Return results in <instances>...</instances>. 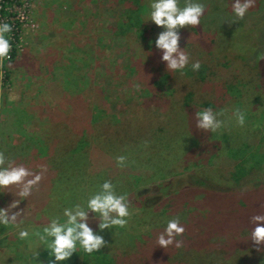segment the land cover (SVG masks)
<instances>
[{
    "label": "rangeland",
    "instance_id": "obj_1",
    "mask_svg": "<svg viewBox=\"0 0 264 264\" xmlns=\"http://www.w3.org/2000/svg\"><path fill=\"white\" fill-rule=\"evenodd\" d=\"M0 5H4L0 20L14 24L12 49L18 62L10 68L6 82L1 77L9 61L0 65V148L32 171L43 166L47 177L13 209L21 210L19 218L26 225L45 224L47 216L77 202L103 179L110 178L118 191L128 193L131 212L125 228L103 233L109 245L99 253L101 257L105 253L108 260L112 258V264H136L129 258L147 249L155 253L159 264H264V247L254 244L246 251L242 249L237 258L226 256V261L220 263L219 253L207 251L223 242L231 245L237 238L234 230L238 222L226 226L225 233L217 231L212 220L205 223L212 238L209 245L204 242L203 251L187 250V244L164 249L156 243L168 218L178 215L183 224L190 225L200 222L197 216L206 218L209 210L224 214L220 204H226L227 197L235 194L229 183L239 189L243 182L235 183L228 173L236 171V163L243 161L246 167L258 154L264 156V80L249 79L248 61L241 60L250 52V46L261 52L264 43L260 46L246 41L202 54L197 48L189 49V57L208 65L231 61L235 68L241 66L238 81L232 84L234 91H227L226 99L220 95L213 102L221 103L218 110H223L220 118L226 126L216 133L206 132L207 141L196 139L204 151L193 157L189 152L193 134L180 119L175 120L180 108L175 95L185 82L179 72H167L162 67L165 77L160 76L161 98L134 105L141 102L139 95L146 84L135 68H129L132 45L124 34L115 32L116 19L127 14L117 1L0 0ZM69 59L74 61L73 68L60 69L68 65ZM134 84L138 89L133 88ZM73 106L79 107L71 114L74 117L64 118ZM233 107L245 112L243 127L231 118ZM108 124L119 133L113 137L105 133ZM79 135L86 140H79ZM44 138L49 141L47 146ZM170 144L178 146L168 154L165 147ZM94 145L100 152L91 154ZM156 147L158 156H153ZM117 155L127 157V167L116 166ZM227 155L230 159L224 158ZM260 165L264 169V162ZM11 191L13 194L0 193V207L17 199L16 189ZM237 243H241L240 238ZM27 247L15 239L13 229L0 226V258L4 264H27ZM39 251V259L47 264L46 253ZM74 258L64 264H83Z\"/></svg>",
    "mask_w": 264,
    "mask_h": 264
},
{
    "label": "trees",
    "instance_id": "obj_2",
    "mask_svg": "<svg viewBox=\"0 0 264 264\" xmlns=\"http://www.w3.org/2000/svg\"><path fill=\"white\" fill-rule=\"evenodd\" d=\"M115 1L122 5V7L125 8L124 10L127 11V14L119 15V18L116 19L114 27L116 30L115 32L124 34L126 38L125 40L129 43V45H132L133 58L131 57L132 60L130 61L131 65L129 64V68H131L133 71L135 68L136 74L139 77H142V79H144V83L146 84L145 88L141 90L139 95L141 102L134 105H144L154 101L155 98L157 100L161 98V87L159 84L162 81L160 76L165 77L164 72L163 75L161 74L162 67H164V65L159 60V53L148 43L150 39L155 38V34L161 29H157L151 23L143 24L144 17L146 16L147 12L148 0ZM202 2L206 5L207 14L201 18V25L180 30L181 39L179 43L182 48L185 47L184 50L188 54L190 48H197L201 51V54L202 52L212 53L215 50H222L226 46L236 47V45L239 43H245L246 41L249 43L258 42L260 46L263 45L264 0H255L254 6L249 9L244 19L232 23H229L228 21L223 22V20L230 13L231 0H202ZM3 10L4 9L1 7V12H3ZM5 21L10 23V21L6 19ZM250 47V52L247 55L241 57V60L246 59L248 61L249 66H246V70L250 72L249 79L255 77L258 80H264V60H259L256 62V55L260 52V50L256 49L255 51L254 47ZM262 51H264V48ZM15 56L16 51L12 49L10 52L11 59L7 64L6 69L4 68L3 75L1 77L4 82H6L9 75L11 74L13 66H16L14 65L17 62ZM69 60L70 61L68 65L60 69L65 71L73 68L74 61L72 59ZM196 60L197 59L190 57L189 65ZM222 62L223 63L218 62L208 65L207 63L200 61L201 67L198 71H193L190 66H186L183 74H181L185 82H183L181 86L180 93L175 95V98L178 97L177 101L178 105H180L178 112H176L175 120L180 119L186 125V130L189 128L193 134V138L189 140L192 142L189 152L190 156L193 157L199 156L201 151H204L203 149L199 148L200 144L202 146V143H198L196 139L202 142L207 141V139L204 137L206 132L197 130L195 128L194 113L206 107H211L215 111H219L218 109L221 108V103H219V105H213L215 104L213 102H215L216 99L220 97V95L223 100L226 99L227 91L229 93L231 92V89L234 91V86H232V84L238 81L237 77L240 75L239 72L241 71V66L239 67L240 69H238L232 66L231 61ZM164 70L166 71L165 68ZM230 73L234 74L231 76L229 75ZM65 75L68 76V73ZM172 93L175 94L174 89H172ZM78 109V106H73L70 111L65 112L64 118H68V116L74 117L71 114L78 111ZM92 120L93 122L96 121L94 117ZM61 123H63V121ZM82 123L85 122L82 121ZM164 123L169 124L168 121H165ZM108 127L109 128H106L105 133L111 137L114 136L113 134L119 133V130L114 129V126L112 127L110 124H108ZM184 130L185 128L181 129L179 134H183ZM76 133L78 135L80 132L78 131ZM83 136L84 135H79V140L84 142L86 139ZM46 138L44 139L45 142H48L46 144L47 146L49 141ZM176 146H178V144H175V146L170 144L165 147V150L169 154L174 152L175 148H177ZM96 148L99 147L97 145L92 147L91 154L93 151L94 153L100 152ZM158 152L159 149L156 147L154 151L151 152V154L153 156H158ZM249 156L252 157L253 154L249 153ZM224 158L230 159L229 155H227V158L226 156ZM253 159L255 160L251 162V165L246 167L242 165L243 161L239 162L241 164L236 163V171L232 170L228 173L230 179L235 183H239L241 181L243 182L240 184L239 189L232 187V183H229L230 189L234 191L235 194H230L229 197H227L228 202L226 204H220V207H224L225 209L224 214H217L209 210L207 211L208 216L205 215L206 218L202 217L200 214V216L196 215L197 218L201 219H197L200 222L190 225L184 224V233L179 237H175V240H179L180 244H187V250L193 249L196 252L203 251L205 244L204 242L207 241L209 245L210 238H212L210 233H208V225L205 223L212 220L211 223L214 225V228L217 231H222L224 233L227 230L226 226H230L231 224L238 222V225L234 230V232L237 233V238L231 245L223 242L218 248H208V252L214 251L220 254L217 262H225L226 256L230 259L237 258L242 249H245L246 251L249 245L254 244L251 241L249 234H246L251 225H249L247 228L240 226L242 224L246 225L249 223V217L257 211L264 212V207H259L260 204H264V169L260 165L262 162H264V156L260 153ZM235 173L239 174L235 175ZM259 175L260 178L258 179ZM42 178L44 179V182L47 180L45 172L43 173ZM193 180L197 184H203L199 180ZM196 216L194 215L195 218L193 217L192 220L195 221ZM231 217L234 219L233 222L230 219ZM202 226H206V228L203 227V229H201ZM240 231L242 232L238 235V232ZM239 238L241 239V243H237ZM239 245L240 247L237 248ZM256 246L264 247V243ZM102 254V257L100 256L99 252L94 254V256H88L81 253L80 251H77V253H74L73 256L75 257V261L81 259L83 264H89L90 262L93 263L97 258L99 259V264H112L111 262L113 259L111 258L108 260V257L105 255V253ZM156 257L157 256L155 253H152L149 249H147L142 253L136 252V254L131 256L129 259L135 261L136 264H159V262L156 260ZM115 259H118V256L115 257ZM132 261L130 263H132ZM175 264L180 263L175 262Z\"/></svg>",
    "mask_w": 264,
    "mask_h": 264
},
{
    "label": "clouds",
    "instance_id": "obj_3",
    "mask_svg": "<svg viewBox=\"0 0 264 264\" xmlns=\"http://www.w3.org/2000/svg\"><path fill=\"white\" fill-rule=\"evenodd\" d=\"M254 4L255 0H231L230 13L223 22L232 23L244 19ZM206 14V5L202 0H148L143 24L151 23L161 29L148 43L159 53V60L166 71L183 74L186 66H190L193 71L200 69L199 60L189 65V54L179 43L180 30L201 25V18ZM12 31L9 22L0 20V65L11 59ZM256 60H264V51L256 55ZM138 87L133 85V88ZM221 116L223 110L214 111L211 107L198 110L194 113L195 128L216 133L226 126ZM231 118L237 126L245 125L246 114L239 107H233ZM114 159L118 168L123 169L129 164L125 155H117ZM44 171L46 169L43 166H40L39 171H32L0 150V193H12L11 189L15 188L14 196L17 197L7 206L0 207V226L13 229L15 239L28 245L24 255L27 264H44L39 259V250L46 253L47 264H64L78 250L93 256L109 245L103 235L106 230L125 228L128 224L131 216L128 193L118 191L117 184L106 178L85 197L61 207L56 214L47 216L45 224L26 225L19 218L21 210L13 209L32 194ZM259 207H264V204ZM249 224L251 227L248 234L251 241L255 245L264 243V212L257 211L252 214ZM184 231V224L178 215L168 218L162 231L156 236V243L164 249L173 244L179 248L180 241L175 240V237L181 236ZM0 264H4L2 258Z\"/></svg>",
    "mask_w": 264,
    "mask_h": 264
},
{
    "label": "built area",
    "instance_id": "obj_4",
    "mask_svg": "<svg viewBox=\"0 0 264 264\" xmlns=\"http://www.w3.org/2000/svg\"><path fill=\"white\" fill-rule=\"evenodd\" d=\"M1 7H3L2 5H0ZM1 7H0V13H2L1 12ZM1 17H3V15H1ZM6 20H8V19H6ZM9 21V20H8ZM12 25H14V24H12Z\"/></svg>",
    "mask_w": 264,
    "mask_h": 264
}]
</instances>
